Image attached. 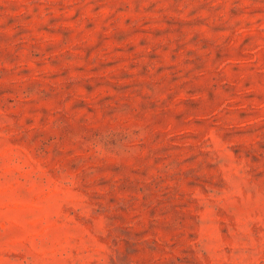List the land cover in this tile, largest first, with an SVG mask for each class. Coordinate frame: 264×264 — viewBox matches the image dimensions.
I'll list each match as a JSON object with an SVG mask.
<instances>
[{
    "label": "rangeland",
    "instance_id": "rangeland-1",
    "mask_svg": "<svg viewBox=\"0 0 264 264\" xmlns=\"http://www.w3.org/2000/svg\"><path fill=\"white\" fill-rule=\"evenodd\" d=\"M0 264H264V0H0Z\"/></svg>",
    "mask_w": 264,
    "mask_h": 264
}]
</instances>
